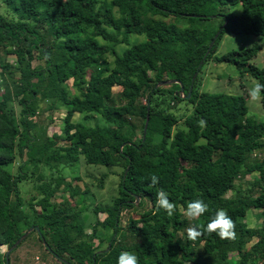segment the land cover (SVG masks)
Listing matches in <instances>:
<instances>
[{"label": "trees", "instance_id": "16d2710c", "mask_svg": "<svg viewBox=\"0 0 264 264\" xmlns=\"http://www.w3.org/2000/svg\"><path fill=\"white\" fill-rule=\"evenodd\" d=\"M228 32L264 37V0H11L0 6V42L16 58L0 64V246L9 249L35 226L45 248L68 264H117L122 251L135 254L139 264H264V225L250 228L244 219L252 208L261 209L264 218V120L249 115L244 94L201 89L204 67ZM131 34L146 38L131 42ZM121 44L128 47L112 65L107 54ZM260 50L255 44L217 59L264 84V67L252 62ZM35 60L44 64L34 66ZM168 79L184 84V98L179 83L157 87ZM116 85L126 114L109 104ZM44 101L66 116L61 133L40 142L34 118ZM182 102L193 108L191 114L173 110ZM261 103L264 108V92ZM76 113L83 120L74 122ZM131 115L143 119L141 135ZM250 155H255L252 161ZM82 160L123 167L118 194L95 205L89 234L78 203L55 200L61 188L79 194V187L66 182V171ZM241 172L259 174L256 198L228 196ZM152 175L159 177L158 184L152 185ZM32 179L41 211L23 198L22 186ZM160 189L176 206L172 216L155 206ZM146 198L152 208L123 231L122 210L142 207ZM195 199L208 206L193 222L203 234L182 239L188 221L181 205ZM218 209L235 222L234 239L207 232ZM100 213L107 215L101 219ZM128 234L135 241L127 245ZM0 264H6L1 247Z\"/></svg>", "mask_w": 264, "mask_h": 264}, {"label": "rangeland", "instance_id": "374dc122", "mask_svg": "<svg viewBox=\"0 0 264 264\" xmlns=\"http://www.w3.org/2000/svg\"><path fill=\"white\" fill-rule=\"evenodd\" d=\"M11 0H0V6L5 7ZM234 9L239 12L240 7H234ZM131 42H140L145 40V35L131 34ZM255 44L261 46L256 58L252 60L253 63L260 67H264V37L257 36L253 34L245 33H226L222 38L217 52L214 54V57L205 65L203 71V81L201 89L209 92H224L230 94H244L248 100L249 115L254 116L260 121L264 120V108L262 106L261 100L252 102L248 97L249 89L254 85L255 82H258L255 78L251 77L249 74H242L236 66L230 64L226 61L217 59V57H222L225 53L231 50H243L245 48L251 47ZM117 47L112 53L107 54L109 62L113 65L115 59L120 55L124 54V50L128 46ZM5 46L0 42V64L1 61H7L10 63H15L16 58L14 56L7 55L5 53ZM34 66L43 65L44 61L35 60ZM1 71V67H0ZM72 80L66 82L67 85H72ZM2 87V81L0 82ZM122 88L120 86H114L113 96L109 101L110 105L116 106L119 110L118 113L126 114L129 112V109L126 108L125 102L121 97ZM148 91L143 93V97L140 101L146 103V95ZM182 97L185 95L182 93ZM140 102V103H142ZM48 102L42 103V108L40 109L38 115L34 118V121L37 123V128L35 132L40 135V142L45 140L44 138L53 135L54 133H61L62 128L64 127V118L66 116L65 110H51L48 108ZM19 106H17V114L20 112ZM189 109V111L187 110ZM193 108L190 105H187L185 102L180 103L175 106L173 109L179 115L191 114ZM134 122V127L138 131V135H141V126L143 124V119L136 117V115H131L129 117ZM83 120L82 114L76 113L73 117V121ZM183 121V120H182ZM181 121V122H182ZM95 121L87 120V123L93 124ZM99 124H103L102 120L98 121ZM65 144V141H60V145ZM255 155H250L248 161H252ZM18 163L15 165V170L17 171ZM69 171H66L68 175L66 182H70L73 186L79 187V194L76 196H71L68 190L61 188L56 196L55 200L62 202L67 199L73 205L78 203L79 207L82 208L83 212L81 214L82 221L86 224L84 228V233L92 232V224L95 221V215L93 209L97 204H107L110 203L118 194L119 183L121 180V173L123 167L121 165L106 167L100 165L87 164L83 160L76 168H68ZM261 182L259 174L257 172L251 174H242L239 173L237 182L233 187V190L228 193V196L233 194H238L240 197H249L251 199L256 198L261 192ZM23 188V198L26 202L30 200L32 207L36 210L41 211L43 209L41 196H38V185L37 182L32 179L30 182H25L22 186ZM85 190L88 192L85 194ZM34 196L38 197L34 200ZM141 201V200H140ZM139 201V202H140ZM186 206L187 202L181 205V211L184 214V217L188 221V225L184 227V230L180 232L182 239H185L187 235L186 229L190 226H193L195 218H189L186 215ZM152 208V203L149 198L144 200V206L142 207H132L124 208L121 215V226L123 231L128 233L129 225L132 219L140 218L144 211H147ZM261 209H250L244 218L248 227L250 228H262L264 225V218L259 216ZM106 213H100L99 217L104 219ZM72 217H65L66 220H70ZM102 229V228H100ZM256 239L253 240V242ZM135 241L134 237L131 234H128L127 240L124 241L125 244H131ZM251 242L249 245H251ZM95 243H98V240H95ZM108 242L105 244L107 245ZM4 248V249H3ZM1 247V251L6 252L8 247L4 245ZM200 248V246H199ZM69 258L68 256H65ZM231 257L234 259L238 258L236 253H232ZM11 264H68L63 262L59 258L55 257L50 251H48L43 243L40 241L39 233L37 231L32 232L10 255ZM191 264V263H188Z\"/></svg>", "mask_w": 264, "mask_h": 264}, {"label": "clouds", "instance_id": "9594fccd", "mask_svg": "<svg viewBox=\"0 0 264 264\" xmlns=\"http://www.w3.org/2000/svg\"><path fill=\"white\" fill-rule=\"evenodd\" d=\"M262 92H264V84L255 82L248 91V97L252 102L261 100ZM198 124L203 126L204 120H199ZM152 185L159 183V177L152 175L150 177ZM155 206L158 210H164L168 216H172L176 210L175 204L169 199V193L160 189L156 193ZM208 210L207 204L201 199H195L187 202L186 215L189 218H198L205 214ZM235 222L224 209H218L210 218L206 225L208 233H216L220 239H234L236 236ZM189 240L199 238L203 233L195 226H190L186 229ZM117 264H139L138 257L127 251H122L118 258Z\"/></svg>", "mask_w": 264, "mask_h": 264}, {"label": "water", "instance_id": "95a60500", "mask_svg": "<svg viewBox=\"0 0 264 264\" xmlns=\"http://www.w3.org/2000/svg\"><path fill=\"white\" fill-rule=\"evenodd\" d=\"M221 33V31H218L217 34L215 35L214 39L211 41L210 43V46H209V49L207 51V54L208 55L216 41V39L218 38L219 34ZM202 63L203 61L200 63L199 65V68H198V71L200 69V67L202 66ZM198 71L196 72L194 78H193V81L195 80L197 74H198ZM175 83H179L181 85V92L184 93L185 92V87H184V84L178 80V79H168V80H165V81H162V82H159L157 84V87H162V86H166V85H171V84H175ZM192 90H193V84L191 85L190 89H189V92L187 94V98H190L191 95H192ZM149 110H150V104H148V115H147V119H146V124H145V128H144V134H146L147 132V128H148V124H149V120H150V113H149ZM140 201V197L137 196V202ZM35 230V226H32L28 229V231H26L17 241L16 243L11 246L7 251H6V264H11V261H10V255H11V252L14 251V249H16L33 231ZM37 230H39V228L37 227ZM42 240H44V238L42 237ZM45 244L47 245V243L45 242Z\"/></svg>", "mask_w": 264, "mask_h": 264}, {"label": "bare ground", "instance_id": "6f19581e", "mask_svg": "<svg viewBox=\"0 0 264 264\" xmlns=\"http://www.w3.org/2000/svg\"><path fill=\"white\" fill-rule=\"evenodd\" d=\"M0 247H2V248H3V247H4V245H1ZM3 249H4V248H3ZM2 252H3V251H2Z\"/></svg>", "mask_w": 264, "mask_h": 264}]
</instances>
